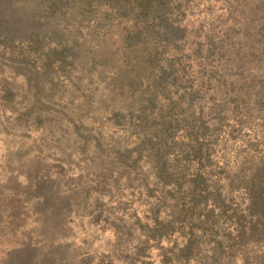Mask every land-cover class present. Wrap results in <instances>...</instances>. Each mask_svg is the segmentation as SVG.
<instances>
[{
  "label": "trees",
  "instance_id": "16d2710c",
  "mask_svg": "<svg viewBox=\"0 0 264 264\" xmlns=\"http://www.w3.org/2000/svg\"><path fill=\"white\" fill-rule=\"evenodd\" d=\"M0 61L26 77L11 105L16 128L53 135V147L36 139L40 155L77 158L103 197L145 196L149 211L131 214V228L125 203L103 218L113 253L131 245L137 259L160 250L161 264H264V0H0ZM52 72L73 82L59 107L37 83ZM251 120L263 135L247 133L237 174L216 170L217 146ZM63 178L61 207L79 215L86 188ZM27 214L0 210V226ZM58 214L17 225L31 236L21 245L36 238V256L52 254L46 223Z\"/></svg>",
  "mask_w": 264,
  "mask_h": 264
},
{
  "label": "rangeland",
  "instance_id": "374dc122",
  "mask_svg": "<svg viewBox=\"0 0 264 264\" xmlns=\"http://www.w3.org/2000/svg\"><path fill=\"white\" fill-rule=\"evenodd\" d=\"M210 5L215 6V2ZM220 6L221 4H216L215 8L219 9ZM25 78V75L18 73L10 64L0 61V210L29 213L26 219L24 217L18 221L11 220V224L4 225L5 228L0 226V264H131L130 257L136 258V264H161V252L154 247L151 251L145 252L140 259L131 255L134 252L131 245L123 251V255L117 256L112 251L115 242L114 230L109 223L103 222L107 213H110L109 216H121L122 209L119 210L118 207L125 203V207L123 205L125 218L122 224L126 223L128 226L125 227L129 228L134 222L131 214L137 212V215L143 218L147 210L149 211L148 205L143 202L144 195L141 196L142 199H138L139 196L136 194L132 197L133 200L128 201L130 191L124 189L122 194L113 192L114 195L121 196L113 198L101 196L90 182L93 172L87 171L84 163L77 158L69 166L65 161L61 162L57 153L54 157L39 154L37 138L44 142V145L50 147L54 145L50 141L53 135L48 126L41 125L37 128L30 125L32 127L27 126L21 130L16 128L19 121L11 105L17 108L22 104L25 98L23 94ZM37 83L44 87L45 93L52 98L51 105L57 107L62 106L61 103H66V98L73 87L70 78L66 79L61 74L53 75V72L39 77ZM5 93L7 98L10 97L7 106L3 101ZM257 132L263 135L257 131V122L251 120L232 138L223 139L222 144L217 146V156L213 159L214 164L218 166L215 169L221 171L219 165H227L228 174H237L236 156L249 139L247 133ZM65 175L71 182L86 188L87 207L82 213L79 212V215L74 208L63 210L61 207V196L62 198L69 196L66 194L67 187L62 186ZM220 176L226 177V174L220 173ZM57 185L60 187L59 191L56 189ZM44 194L48 198L47 203L38 201ZM70 201V205L74 207L77 195L70 196ZM36 211L59 213L51 222L48 219L46 223L47 227L55 229L53 233L48 231L50 235L48 239L52 240L48 245L52 244L54 248L51 249L52 254L57 256L50 252L36 256L40 254V249L37 252L35 248L36 238H33L35 240L33 246L21 245L26 242L25 238L30 239V232L28 229L25 233L22 230L15 231V228L22 224L30 230L35 229ZM100 213H102L100 218L94 221Z\"/></svg>",
  "mask_w": 264,
  "mask_h": 264
}]
</instances>
